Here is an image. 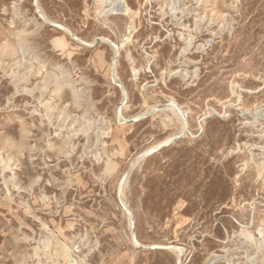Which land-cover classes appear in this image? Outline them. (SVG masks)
Segmentation results:
<instances>
[{
	"label": "rangeland",
	"instance_id": "1",
	"mask_svg": "<svg viewBox=\"0 0 264 264\" xmlns=\"http://www.w3.org/2000/svg\"><path fill=\"white\" fill-rule=\"evenodd\" d=\"M0 264H264V0H0Z\"/></svg>",
	"mask_w": 264,
	"mask_h": 264
},
{
	"label": "bare ground",
	"instance_id": "2",
	"mask_svg": "<svg viewBox=\"0 0 264 264\" xmlns=\"http://www.w3.org/2000/svg\"><path fill=\"white\" fill-rule=\"evenodd\" d=\"M58 24H59V23H58ZM63 29L66 31V27H65L64 25H63ZM169 107L171 108V110H172V109H173V110L176 109V106L174 105V103H170V104H169ZM177 113H178V112H177ZM177 115L179 116V114H177ZM180 116H181V113H180ZM180 116H179V117H180ZM172 138H173V137H169L165 142L170 141ZM163 143H164V142H163ZM163 143H160L159 146H160L161 144L163 145ZM165 144H166V143H165ZM157 146H158V145H157ZM159 146H158V147H159Z\"/></svg>",
	"mask_w": 264,
	"mask_h": 264
},
{
	"label": "water",
	"instance_id": "3",
	"mask_svg": "<svg viewBox=\"0 0 264 264\" xmlns=\"http://www.w3.org/2000/svg\"><path fill=\"white\" fill-rule=\"evenodd\" d=\"M176 138H177V137H175V139H176ZM175 139H174V140H175Z\"/></svg>",
	"mask_w": 264,
	"mask_h": 264
}]
</instances>
